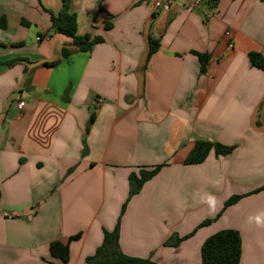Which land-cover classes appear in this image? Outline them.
I'll return each mask as SVG.
<instances>
[{"label":"crops","instance_id":"0c3cea01","mask_svg":"<svg viewBox=\"0 0 264 264\" xmlns=\"http://www.w3.org/2000/svg\"><path fill=\"white\" fill-rule=\"evenodd\" d=\"M216 1L69 0L78 35L103 39L81 52L52 29L64 0H0V264H86L119 221L129 257L202 264L236 230L240 264H264V0ZM197 140L235 149L187 165ZM159 165L129 200L130 175ZM78 234L69 262L52 255Z\"/></svg>","mask_w":264,"mask_h":264},{"label":"trees","instance_id":"16d2710c","mask_svg":"<svg viewBox=\"0 0 264 264\" xmlns=\"http://www.w3.org/2000/svg\"><path fill=\"white\" fill-rule=\"evenodd\" d=\"M217 2L216 0H214ZM52 29L56 34H62L74 42L79 47L81 52H90L94 45L101 43L102 38H92L90 35H78V20L75 14L70 12L69 0H64L62 10L58 15L52 14ZM111 26L108 24L106 29L109 30ZM160 49L158 40L149 38V54L148 60ZM70 51L63 49V58L70 56ZM197 55L201 62V71L203 74L207 70V65L210 61V56L200 53ZM250 60L252 66L264 71V57L259 53H251ZM59 62H54L49 66L55 67ZM235 147L225 146L210 140H197L195 146L185 161L187 165H196L204 163L209 157L210 153L214 151L217 156H227L234 151ZM165 165H159L151 170H141L139 175L133 173L130 175V195L129 200L140 193L143 186L152 180ZM264 190V187L257 192ZM243 196H234L230 198L224 205L223 210L217 216L219 218L225 210L237 204ZM127 203L123 207L122 215L125 212ZM216 218V219H217ZM216 219L207 220L203 222L198 228L210 225ZM197 228V229H198ZM196 229V230H197ZM120 221L118 222L113 232H105V239L103 245L97 249L93 257H89L86 264H157L151 259H142L129 257L122 253L119 246ZM194 234V233H193ZM192 235L183 239L172 237L167 243V246L178 245L182 240H185ZM81 238V234L70 237L68 243L60 241L53 242L50 245L52 255L67 263L70 259V244ZM242 259V239L241 235L236 230H223L208 238L202 246V264H240Z\"/></svg>","mask_w":264,"mask_h":264},{"label":"built area","instance_id":"2783aa9c","mask_svg":"<svg viewBox=\"0 0 264 264\" xmlns=\"http://www.w3.org/2000/svg\"><path fill=\"white\" fill-rule=\"evenodd\" d=\"M202 0H198V2H201ZM176 0H152V6L155 10H160V9H168L170 8ZM229 36V33L227 34ZM101 103V102H100ZM98 103V104H100ZM26 102L25 101H19L17 105V109L19 111L23 110L25 107Z\"/></svg>","mask_w":264,"mask_h":264}]
</instances>
